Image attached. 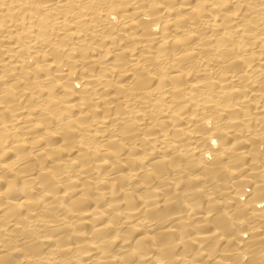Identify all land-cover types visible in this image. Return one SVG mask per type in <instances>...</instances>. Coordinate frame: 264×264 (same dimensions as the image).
Wrapping results in <instances>:
<instances>
[{
  "label": "bare ground",
  "instance_id": "obj_1",
  "mask_svg": "<svg viewBox=\"0 0 264 264\" xmlns=\"http://www.w3.org/2000/svg\"><path fill=\"white\" fill-rule=\"evenodd\" d=\"M0 264H264V0H0Z\"/></svg>",
  "mask_w": 264,
  "mask_h": 264
}]
</instances>
